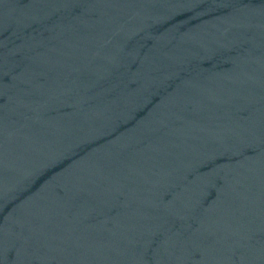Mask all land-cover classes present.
Masks as SVG:
<instances>
[{"label":"water","instance_id":"obj_1","mask_svg":"<svg viewBox=\"0 0 264 264\" xmlns=\"http://www.w3.org/2000/svg\"><path fill=\"white\" fill-rule=\"evenodd\" d=\"M0 264H264V0H0Z\"/></svg>","mask_w":264,"mask_h":264}]
</instances>
